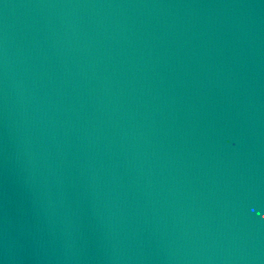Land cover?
Masks as SVG:
<instances>
[{"label":"water","instance_id":"95a60500","mask_svg":"<svg viewBox=\"0 0 264 264\" xmlns=\"http://www.w3.org/2000/svg\"><path fill=\"white\" fill-rule=\"evenodd\" d=\"M0 264H264V0H0Z\"/></svg>","mask_w":264,"mask_h":264}]
</instances>
